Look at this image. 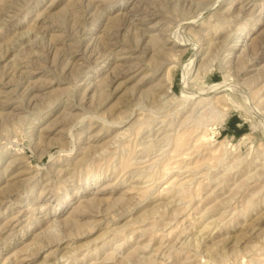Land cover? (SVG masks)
Here are the masks:
<instances>
[{
	"label": "rangeland",
	"instance_id": "374dc122",
	"mask_svg": "<svg viewBox=\"0 0 264 264\" xmlns=\"http://www.w3.org/2000/svg\"><path fill=\"white\" fill-rule=\"evenodd\" d=\"M0 264H264V0H0Z\"/></svg>",
	"mask_w": 264,
	"mask_h": 264
}]
</instances>
